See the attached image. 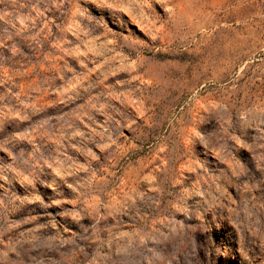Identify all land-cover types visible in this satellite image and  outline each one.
Wrapping results in <instances>:
<instances>
[{
    "label": "rangeland",
    "instance_id": "374dc122",
    "mask_svg": "<svg viewBox=\"0 0 264 264\" xmlns=\"http://www.w3.org/2000/svg\"><path fill=\"white\" fill-rule=\"evenodd\" d=\"M0 264H264V0H0Z\"/></svg>",
    "mask_w": 264,
    "mask_h": 264
}]
</instances>
